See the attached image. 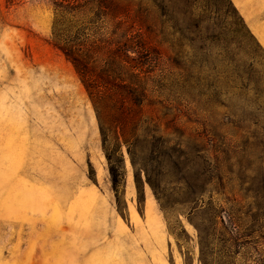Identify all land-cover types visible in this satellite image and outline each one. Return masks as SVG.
I'll list each match as a JSON object with an SVG mask.
<instances>
[{"label":"rangeland","instance_id":"obj_1","mask_svg":"<svg viewBox=\"0 0 264 264\" xmlns=\"http://www.w3.org/2000/svg\"><path fill=\"white\" fill-rule=\"evenodd\" d=\"M231 1L256 104L222 69L206 72L216 99L197 82L201 124L155 90L156 136L135 163L123 145L113 170L88 93L50 41L51 2L0 0V264H264V0Z\"/></svg>","mask_w":264,"mask_h":264},{"label":"trees","instance_id":"obj_2","mask_svg":"<svg viewBox=\"0 0 264 264\" xmlns=\"http://www.w3.org/2000/svg\"><path fill=\"white\" fill-rule=\"evenodd\" d=\"M49 1L54 11L50 41L73 65L88 93L113 170L122 164L123 145L135 163V153L156 136L158 126L146 115L155 90L200 124L205 113L194 107L199 102L197 82L206 81L211 100L219 96L217 76L206 72L222 69L233 86L241 83L248 107L263 93L252 88L258 73L255 56H241L234 47L241 28L247 27L231 0ZM173 5L182 15L171 11ZM229 7L237 21L230 20ZM155 8L158 23L151 20ZM186 19L191 22L186 24ZM197 42L201 45L194 50L196 60L181 66L185 47ZM176 69L184 73L177 75ZM252 91H259V98Z\"/></svg>","mask_w":264,"mask_h":264}]
</instances>
